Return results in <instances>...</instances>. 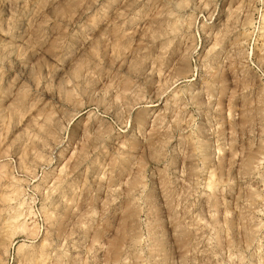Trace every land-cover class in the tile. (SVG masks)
Returning a JSON list of instances; mask_svg holds the SVG:
<instances>
[{
  "label": "rangeland",
  "instance_id": "374dc122",
  "mask_svg": "<svg viewBox=\"0 0 264 264\" xmlns=\"http://www.w3.org/2000/svg\"><path fill=\"white\" fill-rule=\"evenodd\" d=\"M263 15L0 0V264H264Z\"/></svg>",
  "mask_w": 264,
  "mask_h": 264
},
{
  "label": "bare ground",
  "instance_id": "6f19581e",
  "mask_svg": "<svg viewBox=\"0 0 264 264\" xmlns=\"http://www.w3.org/2000/svg\"><path fill=\"white\" fill-rule=\"evenodd\" d=\"M262 20H263V22H264V15H263V17H262ZM246 119V118H245ZM248 119V118H247ZM248 121H250L249 119L247 120V122ZM249 123V122H248ZM258 150V149H257ZM254 152V151H253ZM257 152H259L260 154H261V152L260 151H257ZM248 155V157H247V159H246V164H245V167H246V171L247 172H249V170H250V166L253 164V162H254V160H255V158H256V152H255V154L253 153H251V154H247Z\"/></svg>",
  "mask_w": 264,
  "mask_h": 264
}]
</instances>
